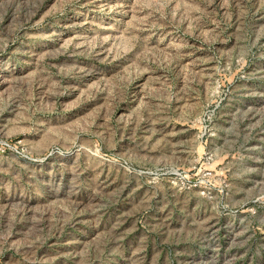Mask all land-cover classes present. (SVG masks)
<instances>
[{
    "label": "rangeland",
    "instance_id": "1",
    "mask_svg": "<svg viewBox=\"0 0 264 264\" xmlns=\"http://www.w3.org/2000/svg\"><path fill=\"white\" fill-rule=\"evenodd\" d=\"M0 264H264V0H0Z\"/></svg>",
    "mask_w": 264,
    "mask_h": 264
}]
</instances>
